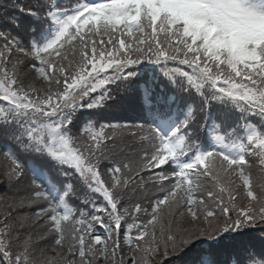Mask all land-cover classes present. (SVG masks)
I'll use <instances>...</instances> for the list:
<instances>
[{
  "label": "snow or ice",
  "instance_id": "snow-or-ice-1",
  "mask_svg": "<svg viewBox=\"0 0 264 264\" xmlns=\"http://www.w3.org/2000/svg\"><path fill=\"white\" fill-rule=\"evenodd\" d=\"M0 156V264H264V0H0Z\"/></svg>",
  "mask_w": 264,
  "mask_h": 264
},
{
  "label": "trees",
  "instance_id": "trees-1",
  "mask_svg": "<svg viewBox=\"0 0 264 264\" xmlns=\"http://www.w3.org/2000/svg\"><path fill=\"white\" fill-rule=\"evenodd\" d=\"M108 123H118V124H133V123H128V122H123V121H118V120H115V119H112V120H109V121H107ZM122 122V123H121ZM106 123V122H105ZM124 132H126L125 133V135H123V139H124V141L128 144V145H130V146H132L131 147V149L130 150H139V148L141 147V145L139 144V142H138V140H137V138H135V137H131V136H129L128 135V133H127V130H125ZM254 158L253 159H251L249 162L253 165V163H254ZM7 164H8V161L7 160H5L2 156H0V173H2L3 172V170L5 169V167L7 166ZM259 173H260V170H257V168H256V166H255V170H254V172H252V178H253V181L255 182V181H257V180H259V178H260V175H259ZM144 178H145V180L146 181H149V183H148V185H147V187H148V189H149V191L151 192V193H153V194H157L158 193V188H156V187H154L153 185H152V183H151V181L149 180V174L147 173V172H145L144 173ZM3 179V176L2 175H0V180H2ZM233 181L236 183V184H241L242 182L240 181V179H239V177L238 176H233ZM5 187V190H7V187L6 186H4ZM4 187H0V195H2L4 192H2L1 190H4ZM17 190H19L18 188H15V192H17ZM18 196H21L20 194H17ZM6 203L7 202H4V201H0V212H3V211H6L4 208H6ZM4 209V210H3ZM36 211V208L35 207H32L31 209H24L23 210V212L24 213H28L29 215H31L32 213H34ZM44 230L42 229V228H40L38 225H35L33 228H32V232H33V235H34V237L35 236H37V235H40L42 232H43ZM40 247H43V246H40ZM47 253H49V252H47ZM185 259H187V258H185ZM176 264H181V262H176Z\"/></svg>",
  "mask_w": 264,
  "mask_h": 264
},
{
  "label": "bare ground",
  "instance_id": "bare-ground-1",
  "mask_svg": "<svg viewBox=\"0 0 264 264\" xmlns=\"http://www.w3.org/2000/svg\"><path fill=\"white\" fill-rule=\"evenodd\" d=\"M19 186L21 187L24 196L31 194V189L28 183L25 181V179L22 181V183Z\"/></svg>",
  "mask_w": 264,
  "mask_h": 264
},
{
  "label": "rangeland",
  "instance_id": "rangeland-1",
  "mask_svg": "<svg viewBox=\"0 0 264 264\" xmlns=\"http://www.w3.org/2000/svg\"><path fill=\"white\" fill-rule=\"evenodd\" d=\"M4 209L7 210L6 208H4ZM4 209H3V210H4ZM46 255L51 256L52 253H51V252H49V253L46 252Z\"/></svg>",
  "mask_w": 264,
  "mask_h": 264
}]
</instances>
